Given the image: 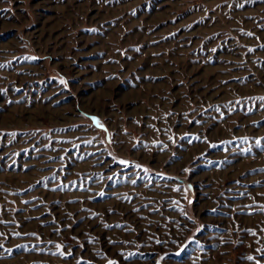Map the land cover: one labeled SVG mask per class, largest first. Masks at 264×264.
Returning a JSON list of instances; mask_svg holds the SVG:
<instances>
[{"label": "rangeland", "instance_id": "obj_1", "mask_svg": "<svg viewBox=\"0 0 264 264\" xmlns=\"http://www.w3.org/2000/svg\"><path fill=\"white\" fill-rule=\"evenodd\" d=\"M261 98L264 0H0V264H264Z\"/></svg>", "mask_w": 264, "mask_h": 264}, {"label": "snow or ice", "instance_id": "obj_2", "mask_svg": "<svg viewBox=\"0 0 264 264\" xmlns=\"http://www.w3.org/2000/svg\"><path fill=\"white\" fill-rule=\"evenodd\" d=\"M61 83H63V81H61ZM261 99H262V100H264V98H261ZM93 119L95 120V118H93ZM96 125H97V127L103 128V126H102V125H100L98 121H96ZM256 143H257V145H259V144H260V141H259V140H257V141H256ZM121 163H126V162H124V161H121ZM0 247H2V245H0ZM57 247L59 248L60 246H59V245H57ZM61 255H63V253H61ZM248 259H249V260H252V259H253V257H248ZM110 264H112V262H110Z\"/></svg>", "mask_w": 264, "mask_h": 264}]
</instances>
